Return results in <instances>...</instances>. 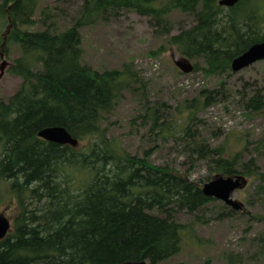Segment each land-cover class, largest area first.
Here are the masks:
<instances>
[{
    "label": "trees",
    "instance_id": "1",
    "mask_svg": "<svg viewBox=\"0 0 264 264\" xmlns=\"http://www.w3.org/2000/svg\"><path fill=\"white\" fill-rule=\"evenodd\" d=\"M37 2L0 0V55H8L11 44L18 47L5 71L21 80L6 100L0 98V184L7 185L17 207L0 239V264H159L180 252L191 225L177 213L197 218L215 199L186 174L151 163L150 150L132 155L108 135L105 123L126 93L141 102L136 118L149 123L157 139L173 137L190 157L208 160L213 175L253 178L252 193L264 202V172L254 159L241 160L247 143L225 156V142L209 147L194 124L199 111L223 96L222 86L184 98L175 118L161 119L164 104L149 103L148 83L132 62L102 70L82 63L80 34L82 27L126 12L149 17L156 32L169 34V15L178 11L193 23L171 34L167 44L193 61L194 71L230 74L235 57L264 41L263 0H237L231 7L217 0H82L60 31L52 28L50 7L40 10L36 22ZM35 23L43 28H24ZM261 78L263 85L253 84L251 94L248 87L239 92L247 115L264 110V65ZM48 126L63 127L77 145L38 137ZM254 144L252 151L264 148V132ZM222 210L218 217L235 211L225 204ZM256 240L263 253L264 235ZM225 256L228 263L241 261Z\"/></svg>",
    "mask_w": 264,
    "mask_h": 264
},
{
    "label": "rangeland",
    "instance_id": "2",
    "mask_svg": "<svg viewBox=\"0 0 264 264\" xmlns=\"http://www.w3.org/2000/svg\"><path fill=\"white\" fill-rule=\"evenodd\" d=\"M81 2L82 0H38L34 18L38 22L41 18L40 10L50 7V12H55L53 20H50L54 21L52 28L60 31L68 26L70 17ZM169 21V34H159L149 17L134 12H126L118 18L82 27V63L102 70L117 69L124 62H132L148 83L146 94L149 103L164 104L160 106L161 119L175 118L173 114L176 113V105L184 98L191 99L200 90L220 89L222 86L223 96H216L217 101L213 105L199 111L194 124L209 147L225 142V156L242 150L247 143V151L243 152L241 160L254 159L259 169L264 172V148L258 152L252 151L256 138L264 132V110L247 115L239 103L240 91H247L248 87L251 94L255 89L252 88L253 84L258 87L263 85L261 72L264 62L258 60L230 74L209 76L193 69L189 73H183L170 57L174 47L166 41L180 28L190 26L193 19L173 11L169 15ZM24 28L40 30L43 26L35 23ZM159 49V53L151 54ZM18 55L19 49L14 44L9 46L8 55H0V98L3 100L20 85L19 77L5 71L6 66ZM197 61L202 65V61ZM141 106L138 98L126 93L105 123L108 135L116 138L119 145L132 155L142 156L144 151L150 150L151 163L178 170L199 186L215 176L211 174L208 160L198 159L197 156L190 157L183 145L177 143L173 137L166 141L157 139L149 131V123L141 124L140 118H136ZM238 178L240 186L234 190L232 196L240 209L235 210L231 216L218 217L223 203L215 200L203 212L198 213L197 218L194 214L178 212L177 219L191 225V234L184 232L180 252L159 264H204L206 261L207 264H233L228 263L225 258L228 253L239 256L241 261L236 264H264V252L258 253L261 244L256 240V237L264 235V202L252 193L253 178ZM16 212L14 196L7 185L1 183L0 213L11 224Z\"/></svg>",
    "mask_w": 264,
    "mask_h": 264
},
{
    "label": "water",
    "instance_id": "3",
    "mask_svg": "<svg viewBox=\"0 0 264 264\" xmlns=\"http://www.w3.org/2000/svg\"><path fill=\"white\" fill-rule=\"evenodd\" d=\"M237 0H217L219 6L231 7ZM170 57L174 65L183 73H189L193 69L190 60L187 57L179 54L175 50L171 51ZM264 59V41L251 45L245 52L235 57L230 64L232 72H237L240 69L248 66L258 60ZM37 136L53 143L61 145H70L75 147L77 140L72 138L70 134L60 126H48L40 129ZM240 186V179L236 176L222 177L215 175L209 181L201 186L203 195L215 200H220L223 204L239 210L240 205L233 199V192ZM10 229V221L2 213H0V239L4 238ZM119 264H148L145 260L142 261H124Z\"/></svg>",
    "mask_w": 264,
    "mask_h": 264
},
{
    "label": "flooded vegetation",
    "instance_id": "4",
    "mask_svg": "<svg viewBox=\"0 0 264 264\" xmlns=\"http://www.w3.org/2000/svg\"><path fill=\"white\" fill-rule=\"evenodd\" d=\"M262 61L264 62V59H262Z\"/></svg>",
    "mask_w": 264,
    "mask_h": 264
}]
</instances>
